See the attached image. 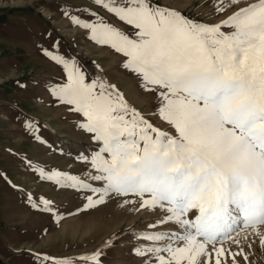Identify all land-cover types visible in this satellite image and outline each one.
Instances as JSON below:
<instances>
[{"label": "snow or ice", "instance_id": "obj_1", "mask_svg": "<svg viewBox=\"0 0 264 264\" xmlns=\"http://www.w3.org/2000/svg\"><path fill=\"white\" fill-rule=\"evenodd\" d=\"M211 8L213 22L166 0L61 9L87 41L118 57L153 110L141 111L95 59L88 70L57 41L55 51L42 49L62 70L46 86L49 106L73 114L79 143L50 141L14 104L12 122L65 163L34 168L18 157L52 187L51 198L26 192L7 171L0 180L55 227L109 203L141 219L75 258L24 250L32 264H112L118 248L125 264H254L253 247L264 249V0H212ZM55 196L79 204L63 213Z\"/></svg>", "mask_w": 264, "mask_h": 264}, {"label": "rangeland", "instance_id": "obj_2", "mask_svg": "<svg viewBox=\"0 0 264 264\" xmlns=\"http://www.w3.org/2000/svg\"><path fill=\"white\" fill-rule=\"evenodd\" d=\"M166 2L183 9L187 15L213 22L212 0ZM90 4L91 0H0V171H7L14 183L36 198L53 197L52 187L31 174L18 157L26 154L34 168H63L65 161L30 141L21 125L12 122L16 115L12 106L23 108L40 121L42 134L57 145L79 143L78 135L72 130L73 114L62 106H49L46 86L58 82L62 70L43 55L42 49L55 51L59 41L60 52L78 55L88 70H92L91 60L95 59L130 103L146 113L153 110L152 99L141 95L135 80L121 69L118 57L96 48L84 38L82 29L74 27L62 15V8H84ZM105 18L110 19L107 15ZM20 84L26 87L21 88ZM44 124L48 126L46 129ZM6 149L17 156L13 157ZM54 199L63 213L74 211L79 204L76 197L55 196ZM140 219L139 215L109 203L99 211L64 219L55 227L48 214L31 209L18 192L0 180V264H32L24 251L28 249L57 258H75L98 248L113 234L135 226ZM15 249L21 250L20 254ZM127 259L122 248L111 256L112 264H125ZM250 259L254 264H264V249L258 242Z\"/></svg>", "mask_w": 264, "mask_h": 264}]
</instances>
